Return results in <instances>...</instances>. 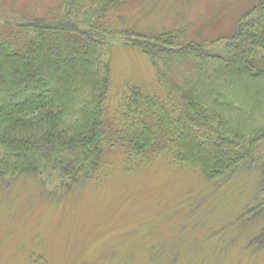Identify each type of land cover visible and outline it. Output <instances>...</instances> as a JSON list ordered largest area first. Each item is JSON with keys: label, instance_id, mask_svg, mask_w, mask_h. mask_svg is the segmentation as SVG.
<instances>
[{"label": "trees", "instance_id": "obj_1", "mask_svg": "<svg viewBox=\"0 0 264 264\" xmlns=\"http://www.w3.org/2000/svg\"><path fill=\"white\" fill-rule=\"evenodd\" d=\"M128 1L61 0L1 22L0 180L69 194L110 174L117 150L128 170L157 163L209 190L247 180L243 231H257L242 250L264 253V0L204 42L120 27ZM115 38L150 58L160 91L130 85L109 112Z\"/></svg>", "mask_w": 264, "mask_h": 264}, {"label": "rangeland", "instance_id": "obj_2", "mask_svg": "<svg viewBox=\"0 0 264 264\" xmlns=\"http://www.w3.org/2000/svg\"><path fill=\"white\" fill-rule=\"evenodd\" d=\"M261 1L129 0L120 8V27L148 34L184 28V39L204 42L230 34ZM59 3L0 0V24L17 21L20 12L30 16L34 6L40 16ZM112 46L109 112L130 85L149 95L160 91L142 50L122 38ZM117 151L109 153L116 162L110 174L69 194L50 197L30 176L9 186L0 180V264H264V253L242 250L257 231H243L247 180L209 190L195 174L157 163L128 170L124 151Z\"/></svg>", "mask_w": 264, "mask_h": 264}]
</instances>
